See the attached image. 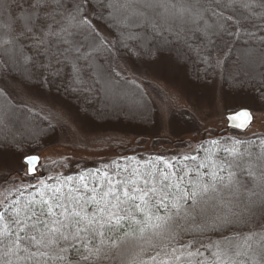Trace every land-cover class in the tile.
I'll list each match as a JSON object with an SVG mask.
<instances>
[{
  "label": "trees",
  "instance_id": "16d2710c",
  "mask_svg": "<svg viewBox=\"0 0 264 264\" xmlns=\"http://www.w3.org/2000/svg\"><path fill=\"white\" fill-rule=\"evenodd\" d=\"M3 26L0 43L22 59L0 49V80L57 96L98 122L108 112L152 127L144 88L116 64L160 55L186 66L194 82L220 76L224 89L251 93L264 108V70L247 63L253 73L244 74L240 63L244 47L264 46V0H0ZM119 86L147 101L146 112L131 111L137 120L97 107ZM0 105L40 130L16 138L15 126H0L1 150L29 156L54 135L47 118L1 88ZM64 164L0 188V264H264V137L227 135L191 152H130L61 172Z\"/></svg>",
  "mask_w": 264,
  "mask_h": 264
},
{
  "label": "rangeland",
  "instance_id": "374dc122",
  "mask_svg": "<svg viewBox=\"0 0 264 264\" xmlns=\"http://www.w3.org/2000/svg\"><path fill=\"white\" fill-rule=\"evenodd\" d=\"M4 18L5 16L2 17ZM205 21L207 22L202 18L199 23L196 22L195 26L202 28ZM182 25L189 26L187 23ZM96 27L105 39L112 40L104 29ZM159 28L160 26L155 27L156 30ZM0 29L3 32L7 31L4 26ZM151 29L152 27L145 28V34H150L148 31ZM188 29V32L191 31L190 28ZM180 30L183 31L182 28ZM136 32L139 33V31ZM9 46L0 43L1 50L10 51L9 58L12 53L17 56L19 52H15ZM262 47L254 44L253 47L243 48V52L247 54L244 61H240L241 66L245 63L241 72L246 74L249 71V75H252L253 69L246 67L247 63L258 67L260 71L264 70ZM252 50L255 52L254 57L251 55ZM22 62L25 63L24 60ZM227 69L229 71V65ZM116 70L122 78L135 81L144 88L155 111L151 128L127 124V120L121 121L120 115L108 112L101 114L105 122H98L88 115L81 114L77 108L57 96L28 87L10 77L0 80V88L13 103L42 114L55 129L54 135L43 144L41 150L31 153L41 157L37 175H41V167L57 162L65 163L61 170L64 172L67 169H78L80 165L108 162L130 152L167 154L179 150L191 152L205 139L227 135H237L243 139L264 137L263 106L257 103L251 93L231 92L224 89L220 76L211 84L196 83L191 79L186 66L166 55H160L148 62L120 59L117 61ZM262 75L264 77V72ZM113 88L115 91L110 88L104 91V95L100 96L101 101L98 100L99 98L96 100L97 107H105V104L112 105L113 110L120 109V114L123 111L127 113L126 117L130 120H137L131 111L143 113L148 110L147 101L141 99L134 89L121 86L117 89ZM240 109H249L254 116L253 124L247 132L242 134L228 129L225 120L227 114ZM0 126L7 130L15 126L13 133L16 138H20L24 130L27 132L30 130L29 133L32 134L40 131L37 123L10 112L4 105H0ZM25 156L27 154L0 149V188L6 184L10 187L14 182L27 178L26 166L23 164ZM2 191H4L3 188L0 189V193ZM3 198V195L0 196V206L4 201Z\"/></svg>",
  "mask_w": 264,
  "mask_h": 264
},
{
  "label": "water",
  "instance_id": "95a60500",
  "mask_svg": "<svg viewBox=\"0 0 264 264\" xmlns=\"http://www.w3.org/2000/svg\"><path fill=\"white\" fill-rule=\"evenodd\" d=\"M226 127L238 133H245L254 122V116L249 109H240L225 116ZM23 164L26 166L27 177L33 178L38 174V169L41 164L39 155H29L24 157Z\"/></svg>",
  "mask_w": 264,
  "mask_h": 264
}]
</instances>
